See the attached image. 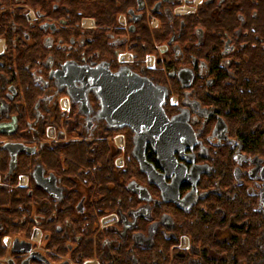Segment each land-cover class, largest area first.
Wrapping results in <instances>:
<instances>
[{"label":"flooded vegetation","instance_id":"1","mask_svg":"<svg viewBox=\"0 0 264 264\" xmlns=\"http://www.w3.org/2000/svg\"><path fill=\"white\" fill-rule=\"evenodd\" d=\"M185 2L192 3V0H185ZM202 2L203 0H199L196 7ZM57 4L56 2L53 3V8ZM195 9L189 11V13L194 12ZM140 10H134V13L137 14L136 19L141 16ZM24 12V17L28 20L26 11L24 10ZM34 13L36 20L42 18L35 11ZM169 15L171 19V13ZM90 22L85 20L84 23ZM32 23L34 21L30 24ZM44 23L54 26L44 28ZM41 27L44 30L41 43L49 53L44 61H40L35 65L33 71L34 84L39 86L42 94L33 105L34 114L31 121L27 122L26 120V122H23L25 118L22 116V108L25 104V96L20 82L13 81L4 72L0 71V126H10L9 132L0 133V152H7L9 155L4 145L7 143L20 144L22 148L16 154L17 158V155L22 152L34 155L45 144L56 145L71 142V140H64L65 138L58 134L64 129L75 134V140L73 141L83 140L87 141L88 144H93L94 140L102 139L101 135L113 131L112 136L108 135L104 138L110 140L114 151H116L112 161L113 167L124 171L126 161L131 157L142 177L131 179L125 184V189L132 198L127 209L125 208V202L122 201L121 203V200H119L114 210L100 215L95 220L93 214L98 210L96 209V202L99 197L101 198V195H95L97 193L95 189L91 190L88 177L81 179L79 175L82 174L76 176L73 170L64 165V162H60L61 168H59V165H55V170H53L37 161L29 172L17 173L14 170L15 165L12 170L9 168V155L8 169L5 174L0 173V189L4 188L16 192L24 190L28 195H33L34 200L30 202H25L22 199L15 201L19 211L12 212L13 215L6 212V209L9 208L8 204L6 205V202L3 203L0 200V248L3 249V254L0 255V264H24L25 261L29 264H122L119 260L121 255H126L129 258V262L124 264H174V262H177V264H202L203 255L208 254V246H201L202 241L200 240L209 241L206 236L201 237L207 234L204 232L212 229L213 236L211 238L213 242L228 241L236 223L232 210H229L227 220L221 222V224L203 223L199 228V223H185L197 207L208 213L207 210L210 204L215 205V211L222 212L221 218H225L223 209L216 205L218 204L216 201L224 195H227L228 199H232L233 187L229 189L221 188L219 181L214 179V164L219 153L218 150H223L227 146L231 159L237 163L238 169L234 172L238 179H241L239 184L249 186V194L256 196L257 199L259 193L263 191L262 181L257 177V174L256 177H250L249 172L252 169H260L264 166V158L256 155H245L241 151V138L231 136L228 125L218 110L203 106L197 98L195 89L190 88L199 79L204 80L206 86L213 83L212 77L208 74L206 62L195 57H191L188 62L187 49L184 48L186 52L184 53L183 50L180 54L182 62L179 69L192 70L193 79L188 87H182L173 74L178 69L168 75V77L177 80L184 89L181 97H176V103L173 105L170 103L169 89L146 76L145 71L151 69H141L140 67L141 72L133 70L131 68L132 64L124 61L119 56L120 51L115 53L116 61L119 64L117 67H113L100 51L90 53L87 43L93 40V33L90 32L91 27H83L80 24L77 27H72V29L75 28L79 31H72L68 35L67 41L64 38H57V34L61 29H67L62 25V22H50V19H48L41 23ZM196 33L197 39L201 41L202 31L196 30ZM61 34L64 35V33ZM112 38V45H118L123 41L122 38L113 36ZM3 40L4 42L0 47V67L6 68V57L8 58L9 55H7L6 38H3ZM33 42L34 37L31 30L18 29L15 36L10 39L11 48L16 52H22L25 48L31 46ZM187 45L185 42L184 47H187ZM172 48L180 50L177 45ZM156 49L158 54H163L168 50V45L165 44V47L162 48H158L157 45ZM252 50L264 56V37L260 31L256 30L254 24H251L249 28L239 27L224 40L223 52L228 55V59L222 61L221 65L223 67L239 65L241 62L240 56L242 55L249 60V53ZM149 55L154 58L152 69L156 70V56L154 54ZM65 63H67V67L63 69ZM104 63H108V69L111 72L125 66L132 72L146 76L155 84L164 86L167 89V96L163 104L166 116L170 118L178 113H183L186 116V123L190 129L188 135L184 136L187 139V148L173 154L176 162L180 165V170L183 172V174L179 172V177H183V181L177 189L178 199H184L189 203L191 194L194 197V201L190 202L186 208L177 207L173 202L162 200L159 189L148 182L145 174L139 170L138 163L132 155L135 133L127 126H110L99 116L98 99L93 90L88 91L86 94L88 111L87 114H83L79 112L77 104L73 103L65 93L64 88H59L57 85L59 70L61 69H63L65 75L69 72L70 66L91 69ZM161 69L163 68L160 67ZM230 73L231 76H234V69H230ZM61 99L66 100L65 102L68 104L67 112L63 110ZM73 107L76 108L74 114L71 113ZM55 114L59 116L57 121L59 123L56 125L61 130L57 129L56 138L52 141L39 140L40 132L42 131L44 135L45 125ZM72 118L76 124L73 123L74 126L71 128L69 121ZM218 120L223 125L221 130H215ZM57 122L54 121V123ZM129 132L131 148L128 155L126 153V135ZM14 133H18L19 137L7 138ZM260 133L264 142V129ZM62 134L64 135V133ZM119 137H121V140L118 144ZM144 155L146 161L159 174H162L165 185L172 180L173 182L176 181L178 176H175L174 172L161 169L156 160V153L149 143L146 145ZM168 160H171L170 155ZM244 164L247 165V169L242 167ZM37 165L41 167L42 173L40 179L35 181L31 177V172ZM245 174H247V178L244 177ZM248 180L251 181V184ZM131 181L147 189L150 197L148 202L140 201L138 196L128 189L127 185ZM47 186L50 191L45 188ZM18 197L17 193L15 198ZM167 197H173V192L167 194ZM160 210H163V212ZM254 210L262 213L264 217V208L260 204ZM171 212L178 213L181 219L180 223H175ZM157 213L160 216L154 219V215ZM27 214H29L33 223H29ZM10 215L13 218L12 222ZM7 220H10V222L8 223ZM240 225L241 223H239ZM195 227L200 239L199 245H194L192 242V231L195 230ZM171 240L174 244L169 245L168 260L163 263L160 257H162L165 244ZM255 244L257 252L263 256H260L252 264H256L258 261H262L261 264H263L264 227L260 230ZM26 247L29 250H25Z\"/></svg>","mask_w":264,"mask_h":264},{"label":"trees","instance_id":"2","mask_svg":"<svg viewBox=\"0 0 264 264\" xmlns=\"http://www.w3.org/2000/svg\"><path fill=\"white\" fill-rule=\"evenodd\" d=\"M143 1L149 10L159 4V8L153 13L158 19V25L155 28L148 27L144 9L140 10L141 16L134 22L127 16L129 10L137 11L138 0H0V37L6 38L7 55H9L8 58L6 57V68L0 67V71L21 84L25 96V104L22 108V116L25 118L23 122L33 119V105L42 94L39 86L33 81L35 65L44 61L49 53L41 43L44 35L41 23L46 21V17L50 19V22H62L67 29H61L57 38H64L67 41L68 35L77 30L72 27H77L82 17H90L95 22V27L90 29L93 33V40L87 43L90 53L100 51L113 67H117L119 64L115 58L116 51L127 48L134 58L131 68L140 72L144 57L147 54H154L157 69L146 70V76L166 86L170 94L177 97H181L184 89L177 80L168 75L179 69L182 62L180 54L183 50L184 53L186 52L184 48L187 49L188 62L191 57L206 62L208 74L212 77L213 83L206 86L204 80L199 79L190 88L195 89L197 98L203 106L218 110L226 121L231 136L241 138V151L245 155L264 158V142L260 133L264 129V56L252 50L249 53V60L240 56L239 65L233 67L221 65L222 61L228 59V55L223 52L224 40L232 35L235 29L249 28L251 24H254L256 30L260 31L264 37V0H207V2L203 0L194 12L186 15L171 14V19L169 13H172L173 8L181 3L180 0ZM55 2L58 4L53 8ZM22 5L32 7L42 18L32 24L28 23L24 17L25 9ZM120 14L126 15L128 25H133L128 34L118 27V15ZM18 29L31 30L34 37L33 44L22 52H15L10 43V39L15 36ZM196 30L202 31L201 41L197 39ZM112 36L122 38L123 41L118 45H112ZM185 42L188 44L187 47H184ZM163 44L168 45V50L163 54H158L156 46ZM174 45H177L180 50L172 48ZM160 67L163 69L160 70ZM230 69H234V76H231ZM75 110L76 108L73 107L71 113L74 114ZM58 118L59 116L55 114L49 121H58ZM113 133L109 131L106 135H101L102 139L94 140L93 144L76 140L56 145L45 144L34 155L22 152L17 155L14 170L17 173H27L37 161L55 170V165L64 162V165L73 170L76 176L82 174L79 175L81 179L88 177L91 190L95 189L97 192L95 195H101L96 202L98 210L93 214L95 220L100 215L114 210L119 200L121 203L125 202L127 209L132 198L125 189V184L131 179H139L142 175L131 157L127 159L124 171L113 167L112 161L116 151L110 140L104 139L108 135L112 136ZM126 136V153L129 155L130 132ZM17 137L19 134L14 133L7 138ZM39 137H43L42 131ZM218 151L214 164V179L219 181L221 188L233 187L232 199L224 195L216 201L218 202L216 205L223 209L225 218H221L222 212L215 211L214 204H210L208 213L197 207L185 223H199V228L203 223L221 224L227 220L229 210H232L236 223L228 241L213 242L212 229L201 236H206L209 239L208 242L200 240L195 227L192 231V242L194 245H199L200 240L202 241L201 246H208V254L203 255L202 264H252L263 256L257 252L255 241L264 227V217L262 213L254 210L256 206H259V202L256 196L249 194V186L239 184L241 179H237L234 172L237 169V163L231 159L227 146ZM8 160L7 152H0V173H6ZM61 167L59 165V168ZM242 167L247 169L246 164ZM244 177L247 178V174ZM248 182L251 184L250 180ZM0 190V200L9 206L6 209L8 214L19 211L16 207L17 201L34 200V196L28 195L24 190L21 192L4 188ZM17 193L19 197L16 199ZM160 211L163 212V210ZM171 214L175 223H180L178 213L171 212ZM159 216L158 213L155 214L154 219ZM12 219L10 215L11 222ZM27 219L29 223H33L29 214H27ZM10 220H7L8 223ZM239 223H241L240 226ZM172 244H174L173 240L165 244L162 257H160L163 263L168 260V249ZM1 254H3L2 248H0ZM128 259L126 255L119 257L122 264L129 262Z\"/></svg>","mask_w":264,"mask_h":264},{"label":"water","instance_id":"3","mask_svg":"<svg viewBox=\"0 0 264 264\" xmlns=\"http://www.w3.org/2000/svg\"><path fill=\"white\" fill-rule=\"evenodd\" d=\"M138 7L140 9L142 3ZM154 8L156 9L157 5ZM128 14L135 21L133 11H128ZM48 26L52 28L54 25L44 24V28ZM129 30H132V26ZM66 67L67 63L63 65V69ZM63 69L59 70L61 77L58 75L57 85L59 88H64L65 93L71 98L72 102L77 104L79 112L87 114L86 94L88 91L93 90L98 99L99 116L110 126H127L132 129L135 133L132 155L138 163L139 170L145 174L148 182L159 189L162 200L173 202L177 207L182 208H186L190 202H193V194H191L189 203L184 199H178L177 196V189L183 181V177H179V172L182 171L173 154L187 148V139L184 136L188 135L190 129L183 113H178L170 118L166 116L163 104L167 96V89L153 83L146 76L130 71L125 66L120 67L115 72L108 69V63L97 65L91 69L70 66L69 72L65 75ZM173 74L182 87H188L192 82L193 72L190 69H178ZM222 127V122L218 120L215 130H221ZM9 130L10 126H0V133H6ZM147 143L156 153V160L161 169L170 170V172L175 173V176H178L175 182L172 180L165 185L162 174H159L146 161L144 153ZM4 147L9 152V168L12 170L15 165L16 154L22 147L20 144L14 143H7ZM169 155L171 160H168ZM257 170L252 169L249 172L250 177H256ZM41 173V167L37 165L33 168L31 177L33 180L38 181ZM257 177L262 181L261 186L263 189L258 195V201L261 207L264 208V166L259 169ZM127 187L138 196L140 201L148 202L150 200L145 187L134 181L129 182ZM45 188L50 191L48 186ZM171 192H173V197H167V194ZM24 249L29 250L28 247ZM24 264L29 263L25 261Z\"/></svg>","mask_w":264,"mask_h":264},{"label":"rangeland","instance_id":"4","mask_svg":"<svg viewBox=\"0 0 264 264\" xmlns=\"http://www.w3.org/2000/svg\"><path fill=\"white\" fill-rule=\"evenodd\" d=\"M23 8L26 10V9H33L32 7H30V6H28V5H24L23 6ZM24 14H25V12H24ZM27 22H28V20H26ZM163 47V46H162ZM15 51V50H14ZM16 52V51H15ZM17 52H19V51H17ZM67 119V118H66ZM51 121H53V120H50V121H48L47 122V124L45 125V127L47 126V125H53L54 127H55V129H56V131H57V129L58 130H61V129H59L58 128V123L59 122H57V121H55V122H57V123H54V122H51ZM73 123H75L76 124V122L74 121V119L72 118V120L71 121H69V126H71V128L74 126L73 125ZM57 124V125H56ZM62 133H65L64 135L62 134V137L63 138H65L64 140H68V141H73V140H75V134L74 133H72V132H70V131H68V130H66V129H64V130H62ZM44 136V135H43ZM44 139V138H43ZM262 263V261H258L256 264H261Z\"/></svg>","mask_w":264,"mask_h":264},{"label":"built area","instance_id":"5","mask_svg":"<svg viewBox=\"0 0 264 264\" xmlns=\"http://www.w3.org/2000/svg\"><path fill=\"white\" fill-rule=\"evenodd\" d=\"M27 16L29 17V19L31 20L32 18H33V14H32V12L31 11H29V12H27ZM151 24L152 25H154L155 24V20L152 18L151 19ZM146 62H148V59L146 60ZM66 100H63L62 101V106L63 107H65L64 105H65V102ZM46 136H47V138L48 139H50V140H53L54 138H55V133H54V128L53 127H51V126H49V127H47V129H46Z\"/></svg>","mask_w":264,"mask_h":264},{"label":"bare ground","instance_id":"6","mask_svg":"<svg viewBox=\"0 0 264 264\" xmlns=\"http://www.w3.org/2000/svg\"><path fill=\"white\" fill-rule=\"evenodd\" d=\"M179 11H186V8H180V9H178Z\"/></svg>","mask_w":264,"mask_h":264},{"label":"crops","instance_id":"7","mask_svg":"<svg viewBox=\"0 0 264 264\" xmlns=\"http://www.w3.org/2000/svg\"><path fill=\"white\" fill-rule=\"evenodd\" d=\"M184 8H185V7H184ZM188 10H189V9L186 8V11H188ZM186 11H184V12H186Z\"/></svg>","mask_w":264,"mask_h":264}]
</instances>
